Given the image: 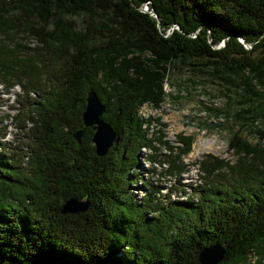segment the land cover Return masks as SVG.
<instances>
[{
  "label": "trees",
  "instance_id": "obj_1",
  "mask_svg": "<svg viewBox=\"0 0 264 264\" xmlns=\"http://www.w3.org/2000/svg\"><path fill=\"white\" fill-rule=\"evenodd\" d=\"M204 69L242 92L247 109L223 114L258 122L256 140L231 133L232 163L202 156L182 199L150 188L134 202L138 150L178 175L193 141L147 137L139 109L163 104L171 70ZM0 85L19 89L13 120L29 124L24 150L0 148V264H198L212 244L219 264H264V0H0ZM90 90L115 132L102 157L80 121ZM71 197L84 213L60 214Z\"/></svg>",
  "mask_w": 264,
  "mask_h": 264
},
{
  "label": "rangeland",
  "instance_id": "obj_2",
  "mask_svg": "<svg viewBox=\"0 0 264 264\" xmlns=\"http://www.w3.org/2000/svg\"><path fill=\"white\" fill-rule=\"evenodd\" d=\"M211 72L208 69L201 72L171 70L169 78L164 83L166 97L163 104L158 109H151L148 105H143L139 109L144 118H149L147 137L152 132L160 130L161 141L173 148L178 146L175 141L178 134L190 135L193 141L191 150L180 157L184 167L178 175L168 174L166 164L149 163L146 156L152 153L150 150L143 148L138 150L135 173L139 182L133 185L129 183L130 189L127 190V194L134 202L150 188L157 190V194H154L156 196L169 194V199H182L179 194L181 190L189 192L188 187L201 183L195 165L202 156L211 155L232 163L235 158L227 147L231 133L238 130L249 143L256 140L254 128L259 127L258 122L250 126L240 118H237V122L232 119L226 120L223 114L224 109L233 116L247 109L248 104L242 97V92L222 84ZM18 94L20 93L17 87L6 91L0 85V148L8 153L25 149L23 147L26 143L25 129L29 127L28 123L26 125L22 121L23 129L19 130L13 120V116L17 114L16 102L20 100ZM216 111L218 113L215 114ZM141 128H144V123ZM153 146L157 149L155 157L163 161L168 155V149L157 143ZM137 185L140 187L133 191Z\"/></svg>",
  "mask_w": 264,
  "mask_h": 264
},
{
  "label": "water",
  "instance_id": "obj_3",
  "mask_svg": "<svg viewBox=\"0 0 264 264\" xmlns=\"http://www.w3.org/2000/svg\"><path fill=\"white\" fill-rule=\"evenodd\" d=\"M142 11L147 12L156 18L155 14L152 11H147L145 6L142 8ZM173 28L179 31L177 25H175ZM237 39L239 43L241 42L245 49H250V46H248L242 39ZM220 46H223L222 42H220L216 48ZM103 112L104 106L98 100L96 94L91 90L88 91L85 95V103L81 113L80 121L83 127H90V129L93 131L90 142L96 157L105 156L107 150L113 145L115 141V132L101 119ZM80 131L81 130H78L72 133V138L76 141V143L79 141L81 135ZM87 203L88 202L85 200L77 201L72 197L68 198L62 203L60 214L76 215L78 213H84L87 209ZM224 250V246L220 244H212L198 251L197 262L198 264H219L222 260Z\"/></svg>",
  "mask_w": 264,
  "mask_h": 264
}]
</instances>
